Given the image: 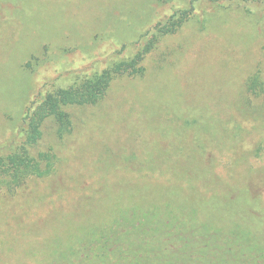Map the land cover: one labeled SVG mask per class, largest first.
<instances>
[{"label": "rangeland", "instance_id": "1", "mask_svg": "<svg viewBox=\"0 0 264 264\" xmlns=\"http://www.w3.org/2000/svg\"><path fill=\"white\" fill-rule=\"evenodd\" d=\"M181 10L183 24L165 26ZM147 24L166 31L145 75L69 107L64 139L46 122L32 152L56 153L54 170L0 185V264L59 263L133 205L264 232V93L246 86L255 72L264 83V0H0V144L28 97L104 64L113 41L138 39ZM33 56L42 63L27 69Z\"/></svg>", "mask_w": 264, "mask_h": 264}, {"label": "trees", "instance_id": "2", "mask_svg": "<svg viewBox=\"0 0 264 264\" xmlns=\"http://www.w3.org/2000/svg\"><path fill=\"white\" fill-rule=\"evenodd\" d=\"M188 13L181 10L165 26L171 23L170 28L175 31L185 21L175 19L180 15L187 17ZM201 28L205 29V24ZM141 30L138 39L113 41L109 46L113 53L104 64H95L92 71L72 72L75 78L68 79L67 84L49 90L43 87L27 98L12 136L0 144V185L18 188L30 178H41L54 170L56 153L32 152L43 137L46 122L52 121L58 138L64 139L73 130L69 107L101 102L118 77L145 75L144 61L160 37L156 33H164L166 28L156 26L153 33L147 24ZM72 52L73 49L64 50L63 56ZM40 63V58L33 56L26 68L33 70ZM246 86L251 94L257 96V88L263 94L262 74L255 72ZM153 208L133 205L120 209L110 224L73 241L69 252L62 251L60 262L53 264H264V232H246L240 223L237 230L222 232L209 221L197 222L196 212L190 220L165 219L158 218L160 208Z\"/></svg>", "mask_w": 264, "mask_h": 264}]
</instances>
